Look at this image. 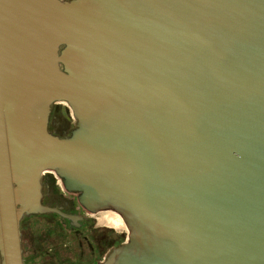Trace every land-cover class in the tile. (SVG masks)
<instances>
[{"label": "water", "instance_id": "obj_1", "mask_svg": "<svg viewBox=\"0 0 264 264\" xmlns=\"http://www.w3.org/2000/svg\"><path fill=\"white\" fill-rule=\"evenodd\" d=\"M43 170L125 228L101 264H264V0H0L4 264Z\"/></svg>", "mask_w": 264, "mask_h": 264}, {"label": "flooded vegetation", "instance_id": "obj_2", "mask_svg": "<svg viewBox=\"0 0 264 264\" xmlns=\"http://www.w3.org/2000/svg\"><path fill=\"white\" fill-rule=\"evenodd\" d=\"M63 112L64 108L51 104L47 129L58 137L68 136L73 128ZM39 184V203L58 212L30 211L18 196L22 264H101L112 249L125 241V228L115 229L99 220L98 211L83 209L76 194L65 191L50 171L41 172ZM0 264H4L1 242Z\"/></svg>", "mask_w": 264, "mask_h": 264}, {"label": "rangeland", "instance_id": "obj_3", "mask_svg": "<svg viewBox=\"0 0 264 264\" xmlns=\"http://www.w3.org/2000/svg\"><path fill=\"white\" fill-rule=\"evenodd\" d=\"M57 105H59V106H61L62 108H64V112L62 113V115L63 116H66L68 119H69V121H70V123H74V120L72 119V117H71V115L69 114V112L67 111V108H66V106L63 104V103H61V102H55Z\"/></svg>", "mask_w": 264, "mask_h": 264}]
</instances>
